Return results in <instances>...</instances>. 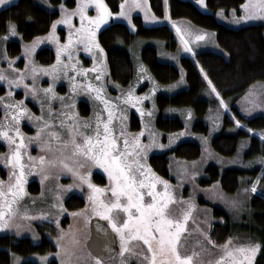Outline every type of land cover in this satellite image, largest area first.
Here are the masks:
<instances>
[{"label": "rangeland", "instance_id": "obj_1", "mask_svg": "<svg viewBox=\"0 0 264 264\" xmlns=\"http://www.w3.org/2000/svg\"><path fill=\"white\" fill-rule=\"evenodd\" d=\"M15 1L0 0V9ZM105 3V0L90 3L74 0L73 6H67L41 0L40 4L46 9L58 11L45 33L23 40L14 24L9 22L6 32L0 35V143L4 146L0 152V169L5 174L0 173V235L28 237L38 243L43 233L53 243L52 250L42 253L10 252L11 264L24 261L48 264L51 260L56 264H123L125 256L139 264L130 253L100 261L86 248L90 218L104 217L109 213V206L118 204L111 198L112 193L117 196L118 185L111 170L103 165V157L109 145H114V153L121 162L128 164L140 154L136 160L149 165L150 154L166 152L188 140L199 145L198 156L182 159L169 153V175L160 178L169 192L173 194L172 187L180 194V206L184 209L180 211L181 222L176 229L189 230V254L195 256V264H254L259 243L246 235L241 226L250 223L248 203L252 188L249 186L259 181L261 174L249 184V176L241 175L233 192L223 190L218 181L206 183L201 179L206 177L208 165L219 170L253 167L264 170V160L247 157L246 139L238 141L231 155L213 149L214 136L237 131L235 124H225L227 113L237 125L242 124L213 94L209 81L211 87L202 81L198 94L206 105L203 115L197 116L190 107L169 106L159 110L157 94L171 95L187 87L181 64V57L186 56L181 46L184 36L178 33L176 20L180 17L165 18L174 32L173 48L156 38L135 37L128 44L117 41L115 44L129 54L134 75L126 85L112 81L98 42L99 30L112 21H121L133 32L136 28L133 15H139L142 25L148 27L160 25L163 18L154 15V23L146 18L149 17L147 11L142 12L143 16L138 14L142 11L139 7L131 9L136 13L132 16L127 7L111 12ZM164 7L168 9L166 0ZM199 10L212 12L218 22L231 28L252 24L264 26V0H241L237 8ZM203 30L206 31L203 46L191 45L190 50L225 54L214 32ZM11 39L20 43V52L16 56H10L6 51V42ZM144 46L155 47L158 60L174 65L178 77L168 83L158 82L140 59ZM41 47H49L53 52V59L48 64H41L35 58ZM18 58L22 59L21 66L16 64ZM263 92L264 80H259L237 97L234 105L244 118L264 115ZM80 100L89 106L87 115L78 111ZM131 114L138 119L136 129L129 128ZM158 116L177 117L182 127L163 132L155 125ZM197 120L205 125L203 132L194 129ZM143 137L145 145H141ZM93 173L102 175L105 182L97 183ZM34 184L37 190L32 191ZM258 190L255 187L253 191ZM70 194L80 195L84 204L75 209L68 208L66 198ZM214 206L222 208L236 226V232L222 244H214L208 238L210 224L221 219L215 218ZM110 222L112 228L118 226L116 218L111 217ZM42 223L50 224L56 232L50 233L47 228L40 230L38 225ZM142 230L146 231V228ZM157 242L158 249L168 250L163 236Z\"/></svg>", "mask_w": 264, "mask_h": 264}, {"label": "trees", "instance_id": "obj_2", "mask_svg": "<svg viewBox=\"0 0 264 264\" xmlns=\"http://www.w3.org/2000/svg\"><path fill=\"white\" fill-rule=\"evenodd\" d=\"M53 5L64 3L67 6H73L74 0H47ZM149 8L153 15L159 18L185 17L194 24L210 29L214 32L216 41L223 48L225 54L210 50L192 52L181 57V64L184 68L187 87L177 91L174 94H157L159 110L165 107H190L197 116L205 112V101L198 96L201 83L204 81L213 87L217 97L226 105L230 114L237 119L242 126L237 125L230 115L225 116V124H235L237 131L233 133H220L212 138L211 145L213 149L224 155H231L236 150L238 141L246 139L248 158L260 157L264 160V115H256L251 118H244L234 105L235 100L241 95L248 86L259 80H264V35L262 24L246 25L238 28L228 27L218 22L214 14L201 12L189 0H166L168 9L164 7V0H147ZM105 5L111 12L118 9L119 0H105ZM241 0H206L207 6L211 10L218 8L236 7ZM56 8L48 10L39 3L38 0H16L14 3L0 9V35L6 32L7 24L12 22L23 40H29L36 35L45 33L51 21L57 15ZM133 22L136 25L135 31H131L128 26L121 21H112L97 34L98 42L102 47L109 78L120 84H128L133 75L134 67L129 54L115 43L121 41L128 44L135 37L156 38L164 41L168 48L174 47V32L168 22L155 26L142 25L139 15H133ZM6 51L10 56H16L20 52V43L18 40H8L6 42ZM36 60L41 64H48L53 59V52L49 47H41L35 55ZM140 59L146 66L150 74L161 83H168L178 77V69L171 63L159 61L156 55V49L153 46H144L140 51ZM16 64L22 65V59L18 58ZM209 81V82H208ZM210 86V87H211ZM264 108V92L262 96ZM78 111L81 115L89 113V106L84 101H78ZM155 125L163 132H172L182 127V122L177 117L158 116ZM28 131L31 128L24 125ZM138 119L134 114L129 117V128H138ZM195 130L204 131L205 125L197 120L194 124ZM251 130V131H249ZM4 146L0 143V152ZM200 152L199 145L194 141H181L172 149L154 153L148 156L149 165L158 174L168 177V155L182 159H191L198 156ZM206 177L201 181L206 183L218 181L223 190L233 192L237 185L239 177L247 174V184L261 174L258 181V189L262 197L256 196L250 192L248 206L250 208V223L241 226L246 235L255 239L259 243V251L255 257L254 264H264V170L260 167H253L249 170H240L237 168H227L219 170L214 165H208L205 169ZM4 176V171L0 169ZM93 179L102 184L105 178L93 173ZM30 186V184H29ZM32 191L37 190L34 184ZM85 200L78 194H70L66 198V205L70 209H75L84 204ZM215 218H221L213 221L208 228V238L214 244H222L233 232H236L235 225L232 223L229 215L220 207H212ZM41 230L49 229L54 233L55 228L48 223L38 225ZM0 264H11V254H26L30 252H46L53 249V243L41 233V240L38 243L33 242L28 237H16L12 234L0 235ZM21 264H37L34 261H24ZM48 264H56L54 260Z\"/></svg>", "mask_w": 264, "mask_h": 264}, {"label": "flooded vegetation", "instance_id": "obj_3", "mask_svg": "<svg viewBox=\"0 0 264 264\" xmlns=\"http://www.w3.org/2000/svg\"><path fill=\"white\" fill-rule=\"evenodd\" d=\"M144 139L141 145H145ZM113 146L109 145L103 165L111 170L118 185L117 196L111 192V198L118 204L109 206V213L104 217L95 216L107 218L111 228V217L118 221V226L112 228L119 239L118 255L134 254L139 264H195V256L187 250L189 230L176 229L181 222L180 211L184 209L180 206V194L171 186L173 194L169 192L161 182V175L150 165L139 163L136 159L140 154L125 164L117 159L119 156ZM144 227L146 231L142 230ZM161 236L166 239L168 250L158 249L157 241ZM122 263L136 264L126 256Z\"/></svg>", "mask_w": 264, "mask_h": 264}, {"label": "crops", "instance_id": "obj_4", "mask_svg": "<svg viewBox=\"0 0 264 264\" xmlns=\"http://www.w3.org/2000/svg\"><path fill=\"white\" fill-rule=\"evenodd\" d=\"M39 3L41 2V0H38ZM86 3H90L92 0H85ZM190 1V0H189ZM190 2H192L195 6H197V8L203 10V11H207L208 10V6L206 4V0H191ZM107 7V6H106ZM124 7L129 8L130 10L133 9L134 7H139L140 9H142L141 12H139L138 14L142 15V12H148V16H146L147 19H149L150 21L156 23L153 20L154 15L152 14L149 5H148V1L147 0H119L118 3V9L116 12H118L119 10L123 9ZM108 9V7H107ZM135 11H129V13H132L130 16H132L133 13ZM131 19V17H130ZM177 25H178V33L180 35L184 36L183 43L184 45L181 44L182 48H183V52L185 55H188V51L190 53L194 52L192 50H190V46H199L202 45V43L205 41V37H206V31L203 30L204 28L194 24L192 21H190L188 18L185 17H180L177 18ZM167 20L163 19L161 24L166 23ZM177 29V28H176ZM203 46V45H202ZM201 50V49H198ZM203 51V50H201ZM210 88V86H208ZM211 91L213 92L214 95H216L214 89L210 88ZM217 96V95H216ZM218 99V98H217ZM219 100V99H218Z\"/></svg>", "mask_w": 264, "mask_h": 264}, {"label": "water", "instance_id": "obj_5", "mask_svg": "<svg viewBox=\"0 0 264 264\" xmlns=\"http://www.w3.org/2000/svg\"><path fill=\"white\" fill-rule=\"evenodd\" d=\"M117 232L109 225L107 218L94 216L89 221L88 251L100 261H108L119 253Z\"/></svg>", "mask_w": 264, "mask_h": 264}, {"label": "built area", "instance_id": "obj_6", "mask_svg": "<svg viewBox=\"0 0 264 264\" xmlns=\"http://www.w3.org/2000/svg\"><path fill=\"white\" fill-rule=\"evenodd\" d=\"M257 182L258 181H256L254 184H253V186H251V188H252V193L254 194V195H257V196H260L261 197V194H260V192L259 191H257V192H254L253 190L255 189V187H256V185H257Z\"/></svg>", "mask_w": 264, "mask_h": 264}]
</instances>
